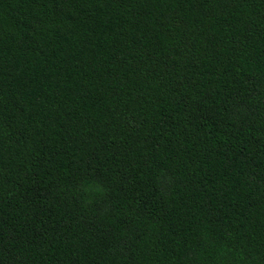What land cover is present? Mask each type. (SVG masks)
<instances>
[{
	"label": "trees",
	"instance_id": "16d2710c",
	"mask_svg": "<svg viewBox=\"0 0 264 264\" xmlns=\"http://www.w3.org/2000/svg\"><path fill=\"white\" fill-rule=\"evenodd\" d=\"M0 264H264V0H0Z\"/></svg>",
	"mask_w": 264,
	"mask_h": 264
}]
</instances>
